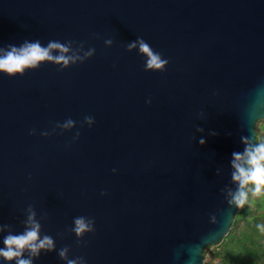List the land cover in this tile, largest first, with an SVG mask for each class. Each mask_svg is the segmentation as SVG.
Segmentation results:
<instances>
[{"label": "water", "instance_id": "95a60500", "mask_svg": "<svg viewBox=\"0 0 264 264\" xmlns=\"http://www.w3.org/2000/svg\"><path fill=\"white\" fill-rule=\"evenodd\" d=\"M35 41L74 59L0 72V248L34 214L32 264H203L258 144L264 0H0V55Z\"/></svg>", "mask_w": 264, "mask_h": 264}, {"label": "clouds", "instance_id": "9594fccd", "mask_svg": "<svg viewBox=\"0 0 264 264\" xmlns=\"http://www.w3.org/2000/svg\"><path fill=\"white\" fill-rule=\"evenodd\" d=\"M134 46V45H133ZM52 49H61L60 55H53ZM142 51L149 56L148 67L161 69L167 63L162 59L160 54L155 53L146 42H141ZM68 48L59 42L52 41L48 46H43L39 41L28 42L21 48H13L4 55H0V72H6L11 75L23 73L27 68L36 67L42 61L54 60L62 62L67 65L74 58L64 55ZM72 121H69V125ZM204 142V141H202ZM236 160L233 161L238 172L234 173V179L240 181L241 191L236 196V200L240 205H243L247 194L243 191V186L249 182L255 184V191L260 192L264 189V142L255 145H250L244 154L235 153ZM246 161L248 167L238 161ZM30 224L32 225L25 232L21 234H9L5 237V248H0V257L11 261L17 259V264H32L31 259L21 258L25 248L32 250L33 253L38 254L41 248H53L54 241L49 236L40 238L41 225L35 220L34 214L30 217ZM90 229V225L85 218L79 217L76 219L75 231L78 234H83ZM62 255H67V250L62 251ZM69 264H77L76 261L70 260Z\"/></svg>", "mask_w": 264, "mask_h": 264}, {"label": "trees", "instance_id": "16d2710c", "mask_svg": "<svg viewBox=\"0 0 264 264\" xmlns=\"http://www.w3.org/2000/svg\"><path fill=\"white\" fill-rule=\"evenodd\" d=\"M257 142H264V118L255 123ZM246 200L220 243L205 247L203 264H264V189L248 183Z\"/></svg>", "mask_w": 264, "mask_h": 264}]
</instances>
